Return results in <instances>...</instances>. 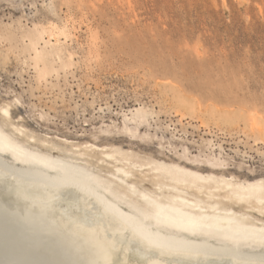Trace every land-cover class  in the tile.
<instances>
[{
  "label": "rangeland",
  "instance_id": "374dc122",
  "mask_svg": "<svg viewBox=\"0 0 264 264\" xmlns=\"http://www.w3.org/2000/svg\"><path fill=\"white\" fill-rule=\"evenodd\" d=\"M0 127L82 152L126 196L117 166L179 209L177 194L205 205L191 180L264 203V0H0ZM216 206L264 222L255 203ZM0 210V256L36 251Z\"/></svg>",
  "mask_w": 264,
  "mask_h": 264
},
{
  "label": "bare ground",
  "instance_id": "6f19581e",
  "mask_svg": "<svg viewBox=\"0 0 264 264\" xmlns=\"http://www.w3.org/2000/svg\"><path fill=\"white\" fill-rule=\"evenodd\" d=\"M2 112L9 116L7 108ZM63 153L67 157L34 148L28 139L21 141L0 127V209L33 246L20 236L8 241L38 246L36 251L12 249L0 256V264H264V222L216 206L245 201L264 211L262 198L241 193L244 186L220 196L218 190L230 182L191 180L185 185L204 194L205 205L177 194L175 201L189 208L179 209L136 187L131 166L116 167L121 181L128 178L126 196L86 167L82 152ZM120 204L127 211L119 212Z\"/></svg>",
  "mask_w": 264,
  "mask_h": 264
}]
</instances>
